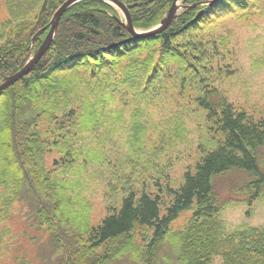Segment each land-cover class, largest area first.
Returning <instances> with one entry per match:
<instances>
[{
  "label": "trees",
  "instance_id": "1",
  "mask_svg": "<svg viewBox=\"0 0 264 264\" xmlns=\"http://www.w3.org/2000/svg\"><path fill=\"white\" fill-rule=\"evenodd\" d=\"M65 1L49 0L37 22L44 0H8L0 83L25 65L33 40L34 50L43 44L44 28ZM121 1L135 29L146 32L175 0ZM208 1L185 0L193 7L165 32L144 38L120 25L111 16L118 11L106 3L81 2L65 13L46 55L0 95V223L16 204H28L54 236L59 264H160L168 244L176 264H213L216 257L223 264H264V229L226 235L213 188L216 177L233 169L256 175L258 190L264 186L257 158L264 118L237 108L224 92L233 72L230 36L222 29L230 18L247 20L264 0ZM170 93L181 107L156 118ZM195 113L213 146L199 145L201 157L178 187L163 184L171 165L160 172V162L186 141V119ZM101 174L109 215L94 226L89 194ZM190 210L186 227L173 231L172 223Z\"/></svg>",
  "mask_w": 264,
  "mask_h": 264
},
{
  "label": "rangeland",
  "instance_id": "2",
  "mask_svg": "<svg viewBox=\"0 0 264 264\" xmlns=\"http://www.w3.org/2000/svg\"><path fill=\"white\" fill-rule=\"evenodd\" d=\"M7 2L8 0H0V44L8 40L10 35V27L6 24L9 19ZM116 10L119 14L117 17L124 18L123 13L119 9ZM45 28L44 30L49 32V29ZM222 29L223 34L230 36L227 61L233 72L223 82L224 92L237 108L245 110L255 119L264 118V4H261L260 10L245 21L238 22L230 18ZM178 100L175 93L166 95L163 104L154 111L155 117L161 119L162 116H167L181 107L182 103ZM199 115L195 113L186 119L189 128L186 141L180 144L173 156L170 154L160 162L158 169L160 172L167 173L171 165L167 175L161 176L164 180L163 184L170 180L172 187H178L182 183L186 169L190 166L194 168L199 161L201 157L199 145L206 142V148L213 146L206 134L203 119ZM55 156H48V162L50 163ZM257 158L264 173V149L259 151ZM156 172L154 169L152 175H158ZM103 178L104 174H101L96 181H93V185L98 188L89 194L93 207L94 226H98L109 215L106 204L107 189ZM99 180L103 181L100 183ZM257 181L256 175L242 169H233L214 179L213 188L219 199L220 216L226 224V235L235 234L247 226L264 229V186L258 190L252 185ZM98 183L100 185H97ZM149 190L155 191L153 188ZM194 210L184 212L172 223L171 229L173 231L184 229ZM2 231L7 232L4 241L0 244V264L60 263L61 253L58 251L54 236L39 225L28 204L15 205L10 218L0 223V233ZM176 257L174 248L168 244L160 256V264H176ZM119 264L143 263L138 259L137 262L126 260ZM213 264H223V261L220 257H216Z\"/></svg>",
  "mask_w": 264,
  "mask_h": 264
},
{
  "label": "water",
  "instance_id": "3",
  "mask_svg": "<svg viewBox=\"0 0 264 264\" xmlns=\"http://www.w3.org/2000/svg\"><path fill=\"white\" fill-rule=\"evenodd\" d=\"M86 1H97V2H102L106 3L108 5L113 6L115 9H119L123 15L124 18H120L117 16L113 15V18L124 28H126L135 38H144L148 36H153V35H158L163 32H165L175 21V19L178 17L179 13L183 9H190L193 6L186 7L184 6L185 0H175L171 6V8L168 10L166 15L160 20L159 24L146 32L138 31L134 27L132 15L130 13V10L128 9L127 5L122 2L121 0H66L62 6L55 12L53 17L51 18V21L49 25L45 29H49L48 35L45 38L43 44L36 50L34 51V40L32 42V50H31V55L25 65L18 70L15 74L11 76H4L2 77L1 83H0V95L3 91L7 90L11 86L15 85L19 81H21L23 78L28 76L34 68L37 66V64L42 60V58L46 55L48 52L49 48L51 47L52 43L54 42L57 31L60 25V22L65 15V13L71 9L73 6L81 3V2H86ZM215 1L217 0H210L204 5L210 6L212 5ZM49 0H44V3L42 5L39 18L37 22H40L42 19L43 15L46 12L47 6H48ZM203 4H197L194 6H199Z\"/></svg>",
  "mask_w": 264,
  "mask_h": 264
},
{
  "label": "flooded vegetation",
  "instance_id": "4",
  "mask_svg": "<svg viewBox=\"0 0 264 264\" xmlns=\"http://www.w3.org/2000/svg\"><path fill=\"white\" fill-rule=\"evenodd\" d=\"M34 51H36V50H34ZM30 55H31V53H30Z\"/></svg>",
  "mask_w": 264,
  "mask_h": 264
}]
</instances>
